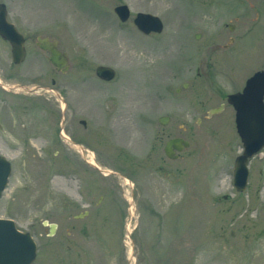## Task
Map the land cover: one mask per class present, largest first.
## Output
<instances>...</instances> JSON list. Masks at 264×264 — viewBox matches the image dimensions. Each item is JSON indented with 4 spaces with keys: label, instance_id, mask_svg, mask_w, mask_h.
I'll return each mask as SVG.
<instances>
[{
    "label": "rangeland",
    "instance_id": "1",
    "mask_svg": "<svg viewBox=\"0 0 264 264\" xmlns=\"http://www.w3.org/2000/svg\"><path fill=\"white\" fill-rule=\"evenodd\" d=\"M3 1L11 15L57 39L71 62L64 74L55 72L31 39L25 60L13 64L0 42V82L12 90L0 85V151L12 166L0 217L32 235V264H264L263 239L255 235L263 220L258 204L237 223L233 214L250 205L211 203L213 178L205 176L214 140L199 134L196 117L199 101L215 102L219 78L211 72L198 89L197 52L208 39L196 38L202 29L185 2ZM119 1L130 8L124 23L112 10ZM137 11L161 14L163 32L140 33L132 21ZM98 65L112 67L115 77L99 79ZM36 85L62 92L66 110L60 113L53 92L24 88ZM163 115L171 118L165 124L158 121ZM61 120L63 133L89 152L58 137ZM173 136L190 145L169 159L163 147ZM92 158L110 173L91 166ZM44 221L56 224L52 235Z\"/></svg>",
    "mask_w": 264,
    "mask_h": 264
},
{
    "label": "flooded vegetation",
    "instance_id": "2",
    "mask_svg": "<svg viewBox=\"0 0 264 264\" xmlns=\"http://www.w3.org/2000/svg\"><path fill=\"white\" fill-rule=\"evenodd\" d=\"M174 1L178 4L180 0ZM183 1L187 5V10L193 14L191 20L194 25L200 26L202 29L199 33L196 32V38L208 39V42H204L201 48H198L197 52L198 57L194 69V76L199 79L198 89L200 90L201 86L205 84L206 79H209V76L212 75L211 72H213L216 78H219V82L216 83L217 87L211 96V100L215 102L208 106L203 101H199L198 108L200 115L196 117V123L201 126L199 134L205 138L207 136L212 137L214 140V152L211 159L212 165L210 167L208 166L209 173L205 176H212L213 178L214 193L209 198L212 204L229 203L231 205H250L244 208L241 213L233 214L231 220L237 223H240V220L236 219V216L244 215V219L249 220V211L253 209L254 203L258 204L256 205V211L257 213L258 211L260 212V217H263V220L259 228H251L255 229V235L262 237L264 244V142L250 156H246L244 155L245 148L242 141L243 138L254 141L264 140V0ZM0 3L5 5L7 22L13 24L17 32L23 37L25 47L24 60L28 52L27 44L32 39L39 51L37 55L47 54V61L49 62V52L42 50L37 44L38 38L48 36H43L41 34V28L36 24L23 23L24 21L20 19L19 14L11 15L9 6L5 1L0 0ZM124 4L127 5L125 2L119 1L113 5L112 10L118 20L119 18L115 13V8ZM138 12L156 15L162 23V30L160 32H150L149 34L142 33L133 23L140 33L148 36L163 32L166 23L161 14L149 11H137L132 21H134ZM211 26H215L216 29L210 32L208 29ZM203 33H205V37H203ZM49 39L57 40L50 37ZM0 42L7 44L11 53L9 41L3 38L1 34ZM57 42L58 48L65 51L59 47V41ZM65 52L67 53V51ZM190 55L191 57L189 56L187 59L188 62L192 59V54ZM67 57L68 68L65 71L62 70L63 68L56 69L50 62L49 64L55 72L64 74L71 67L68 53ZM212 59L213 61H211ZM188 69L190 70L192 68ZM51 82L52 85L55 84L54 79ZM189 86L191 84L185 82L184 87ZM192 86L197 87L195 84H192ZM2 87L3 89L9 88L7 91H12L10 86H5L6 88L4 86ZM35 87L37 89L29 91V94L38 90L53 92L61 108L60 113L62 114L66 110L68 103L62 95V92H55L51 86L36 85ZM245 88L247 89L244 92ZM230 95H237L234 102L228 100ZM161 117L167 119V122L171 119L169 115H163ZM78 122L83 128H87V123L84 119H80ZM63 129V120H61L56 133L59 138L70 140L63 133ZM70 133L73 134V132ZM173 137L187 140L190 145V141L182 136ZM70 142L76 145L80 152H89L79 142L75 140H70ZM184 149L177 150L173 148L172 156H165L169 159H175L179 157V153ZM0 154L4 156L1 151ZM7 160L11 166L10 160L8 158ZM87 162L91 166L94 165H92L91 161ZM159 169L165 171L161 166ZM168 173L171 175L174 174L173 171H168ZM205 190L209 191L207 185H205ZM203 198L209 200L205 196ZM260 217H258L259 220ZM254 225L258 226L259 223L257 222ZM242 226L246 227L245 224ZM246 228L247 230L250 229L249 227ZM230 235H235V231H230Z\"/></svg>",
    "mask_w": 264,
    "mask_h": 264
},
{
    "label": "water",
    "instance_id": "3",
    "mask_svg": "<svg viewBox=\"0 0 264 264\" xmlns=\"http://www.w3.org/2000/svg\"><path fill=\"white\" fill-rule=\"evenodd\" d=\"M115 13L121 22H125L129 17L130 10L129 7L124 4L117 6L115 8ZM133 23L144 34H149L150 32H160L162 30L160 18L146 12H138ZM0 34L10 43L13 63H21L25 57L23 37L17 32L13 24L7 22L5 5L3 3H0ZM37 44L42 50L49 52L48 60L56 69L59 70L60 68H63L62 70L65 71L68 68L67 53L58 48L57 40H51L49 37H43L38 38ZM95 74L101 80L110 81L115 77L116 72L110 66L98 65L95 69ZM0 85L4 86L1 83ZM24 88L26 91H34L37 89V87ZM246 89L247 88L244 89V92ZM236 96L237 95H230L228 100L230 102H234ZM166 122L167 119H164V117L159 118V123L165 124ZM242 141L245 148L244 155L246 156H250L264 142V140L254 141L247 138H243ZM188 146L189 142L187 140L173 137L166 141L164 153L166 156L171 157L173 148L181 150L183 148H187ZM93 166L100 170L98 166ZM10 171L11 166L9 161L6 157L0 154V198L6 188ZM100 171L104 174L105 172L110 173V171L106 170ZM43 223L44 225L49 226L48 234L52 235L55 231L56 224L48 223L47 221H44ZM36 250V243L28 231L19 230L14 220L0 217V264H32L36 258Z\"/></svg>",
    "mask_w": 264,
    "mask_h": 264
},
{
    "label": "bare ground",
    "instance_id": "4",
    "mask_svg": "<svg viewBox=\"0 0 264 264\" xmlns=\"http://www.w3.org/2000/svg\"><path fill=\"white\" fill-rule=\"evenodd\" d=\"M91 163H92V164H95V161H94L93 158L91 159ZM105 174H106V172H105ZM126 180H127V179H126ZM127 183H128V184H131V182H130L129 180H127ZM130 200H131V203H132V198H130ZM130 213H131L130 216H133V215H134V210L131 209ZM129 231H130V229H129V225H128V233H129Z\"/></svg>",
    "mask_w": 264,
    "mask_h": 264
}]
</instances>
